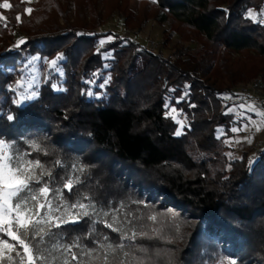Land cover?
Returning <instances> with one entry per match:
<instances>
[{"label":"trees","instance_id":"16d2710c","mask_svg":"<svg viewBox=\"0 0 264 264\" xmlns=\"http://www.w3.org/2000/svg\"><path fill=\"white\" fill-rule=\"evenodd\" d=\"M8 2L0 7V139L39 161L37 175L51 174L41 183L66 201L108 212L51 228L77 252L74 263L264 264V147L230 157L217 136L233 121L222 94L257 76L264 87V17L246 13L264 0H137L136 11L129 0H34L30 14L26 0ZM112 13L132 29L167 21V37L196 45L166 56L116 33L99 44L105 32L87 28V14L102 23ZM33 55L60 57L62 74L42 71L21 100L17 85ZM105 74L102 88L91 85ZM168 102L185 112L181 127Z\"/></svg>","mask_w":264,"mask_h":264},{"label":"rangeland","instance_id":"374dc122","mask_svg":"<svg viewBox=\"0 0 264 264\" xmlns=\"http://www.w3.org/2000/svg\"><path fill=\"white\" fill-rule=\"evenodd\" d=\"M34 0H26V10L30 9L31 3ZM8 3V0H0V5ZM129 6L132 11L137 10L138 2L137 0H129ZM4 9L3 7H1ZM0 9V18L4 16L3 10ZM73 9L70 8V11ZM254 14V16L264 17V7L260 11L253 9H247L246 13ZM59 18V22L63 23V19ZM73 18L71 17V20ZM86 26L94 32H105L99 37V44L101 41L109 40L108 37H115V33L119 36L133 39L137 41L140 45L152 49L154 51H160L166 56H174L179 51H184L187 46L193 47L196 45L195 42H185L178 38L177 34H172L167 37V30L169 23L167 21L159 22L155 19H149L140 29H132L126 26L122 16L119 13H112L108 16L102 23L91 22L90 16L87 14ZM20 31L15 32V41L20 40ZM168 38V39H167ZM111 39V40H112ZM102 56L105 59L112 57V51L102 52ZM140 57L138 59L139 63ZM60 57H55L51 59L41 58L38 55H33L24 63V71L22 73V78L18 85V95L19 99H23L24 94L28 92V96L32 95L31 89L33 86H37L40 82V77L42 71L51 73L62 74V68L59 63ZM54 62V63H53ZM107 66V62L104 63ZM11 68V67H9ZM104 80L100 83H95L92 80L91 85H97L101 88L107 80V74L103 75ZM97 78V77H95ZM210 81H213L214 85L225 86L229 84L227 79L213 80L209 77ZM260 78L253 77L248 82H238L233 87V92H227L222 94L223 103L226 105V111L233 114V121L229 127V132L224 130L223 127L217 128V136L223 135V141L226 145V153L228 156H239L242 151L246 150L249 153H255L256 150L264 147V87L260 85ZM169 104V102L167 103ZM244 105L245 107H241ZM248 105H254L255 111L249 110ZM231 109V111H230ZM168 112L176 118L179 122V126L185 124L186 116L182 109L176 108L173 105H168ZM232 129H240V131H232ZM3 141L5 145L8 146V151L10 154L22 155L26 160H32L25 155L24 152H18L12 150L10 144ZM36 171V170H35ZM37 174V173H36ZM38 176V175H37ZM43 184V183H41ZM33 187H39L38 185H33ZM47 204L50 208H45L42 215L39 217L41 223L40 227L45 229V235L42 240L32 239V233L26 234L27 242L32 246V252L35 256L34 264H75V259L78 258L77 252L71 249L69 243L61 242L56 234H52V227L66 221L78 220L81 215L85 213H93L95 216L104 213L107 210L99 211L96 207L87 202H68L66 201L60 192V189L51 191L46 196ZM45 203V197H40L38 204ZM84 204V208L71 207L72 205ZM108 214V212H107ZM111 214V222L116 223L118 221V216L116 210ZM36 217H32L35 219ZM47 221V223H45ZM110 222V224H112ZM121 223V222H119ZM109 224V223H108ZM109 224V225H110ZM7 225L0 226V232L5 233L4 229ZM53 235L54 237L49 238ZM7 240L9 244H15L16 248L14 250L6 248L3 243H0V264H21V257L23 256V249L17 244L16 241H12L9 237H0V241ZM75 257V259L73 258ZM72 260V261H70ZM233 259L223 258L218 260L216 264H230Z\"/></svg>","mask_w":264,"mask_h":264},{"label":"snow or ice","instance_id":"6c2138e0","mask_svg":"<svg viewBox=\"0 0 264 264\" xmlns=\"http://www.w3.org/2000/svg\"><path fill=\"white\" fill-rule=\"evenodd\" d=\"M3 8L11 7L8 3L0 5ZM29 14L31 9L26 10ZM255 18L254 14L249 13ZM6 19V18H5ZM20 17L17 16V20ZM109 40L112 37H108ZM104 41H101L103 44ZM54 63V62H53ZM241 107H245L241 105ZM249 110L255 111L254 105H248ZM231 111V109H230ZM264 115V113H260ZM9 119H12L9 116ZM232 131H240V129H232ZM179 134V133H177ZM42 167L39 161L33 163L31 160H26L24 156L10 154L8 146L3 141H0V226L7 225L4 229L5 235L12 241H16L20 248L23 249L21 264H34L36 259L32 246L27 242L26 234L32 233V239L42 240L45 229L40 227L39 217L42 215L45 208H50L47 204L46 196L52 190L47 186V183L41 184L43 175H51L50 173L41 172L37 176L36 169ZM38 185L39 187H33ZM71 191V182H66L64 185ZM45 197V203L38 204L40 197ZM84 208V204L72 205L71 207ZM86 214V213H85ZM32 217H36L32 219ZM47 223V221H45ZM58 226V225H57ZM111 227V225H109ZM6 248L14 250L15 244H9L7 240L0 241ZM75 259V257H73ZM231 264H235L232 261Z\"/></svg>","mask_w":264,"mask_h":264}]
</instances>
